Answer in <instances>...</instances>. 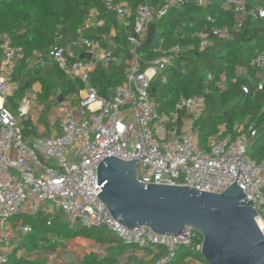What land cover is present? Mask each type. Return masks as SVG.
Listing matches in <instances>:
<instances>
[{"label": "built area", "instance_id": "2783aa9c", "mask_svg": "<svg viewBox=\"0 0 264 264\" xmlns=\"http://www.w3.org/2000/svg\"><path fill=\"white\" fill-rule=\"evenodd\" d=\"M149 1L145 0L134 11L118 0H101L106 13L115 20L109 33L96 38L85 36L86 31L105 25L100 11L94 8L87 14L77 39L63 47L53 45L47 53L35 50L26 61L27 71L56 66L64 75L83 84L79 92L62 102L57 100L53 122H58L59 132L49 137L32 134V127L27 125L37 102L34 87L16 103L17 112L7 107L8 99H14L19 88L15 71L24 59V51L13 44L8 34L0 36V240L4 244L0 264H7L17 249L13 244L15 233L27 237L33 232L23 218L9 228L14 217L43 212L52 219L56 210L64 213L71 227L77 223L86 229L104 227L124 245L165 249V255L150 264H170L180 247L201 252L202 243L195 241L197 232L191 227H187L186 237L165 236L148 226L129 229L113 218L98 196L102 192L98 186V167L111 155L135 161L137 180L143 184L186 186L216 194L237 185L247 201H253L258 215L256 222L264 233V159L250 157L258 135L250 119L236 123L232 132L221 125L202 147L196 123L206 109L205 95L181 97L174 110L166 114L158 111L150 91L162 72L173 67L186 50L194 48L191 44L169 46L166 38L158 37L157 22L170 10L188 2L200 8L219 3L223 10L234 13L235 23L232 28L215 27L211 34L233 41L248 18L264 20V5L259 0L250 9L245 0H164L158 5ZM207 20L214 23L211 17ZM152 24L157 28L148 49L155 57L144 62L139 51ZM116 27L125 31V51L117 44ZM186 28V23L177 28L176 38H182L179 34ZM197 37L200 51L212 45L208 31ZM61 40L62 36L57 34V42ZM117 50L122 53L116 55ZM88 54L90 60L82 58ZM122 63L124 82L108 96H101L91 82L92 74L98 67L109 70ZM186 64L187 61L182 62L184 72ZM212 78V74H207V81ZM162 80L166 82V77ZM238 80L244 81L241 89L245 94L252 88L256 92L264 90V51L249 67L235 69L233 84ZM217 87L226 91V74L221 75ZM39 107L38 112L44 110ZM57 242L62 244L64 240Z\"/></svg>", "mask_w": 264, "mask_h": 264}, {"label": "trees", "instance_id": "16d2710c", "mask_svg": "<svg viewBox=\"0 0 264 264\" xmlns=\"http://www.w3.org/2000/svg\"><path fill=\"white\" fill-rule=\"evenodd\" d=\"M118 1L128 4L134 11L145 2V0ZM245 1L248 9L257 3L256 0ZM163 2L164 0L149 1L151 5ZM258 2L264 5V0ZM94 8L100 11V18L105 20V25L86 31L85 36L88 38L109 33L115 22L112 15L106 13L101 0H0V36L8 34L13 44L24 51V59L15 71V80L19 82V88L14 95L15 104L7 105L8 109L17 112L16 103L21 102L35 84H40L41 91L37 101L44 107L42 117L45 118L52 107L57 105V94L65 99L83 88L82 82L67 77L56 66L27 71L26 61L35 50L47 53L53 45L63 47L77 39L87 14ZM207 17H211L214 23H210ZM184 23L187 24V28L179 34L182 38H176V29ZM234 23V13L223 10L219 3L208 8H200L188 2L180 8L170 10L157 22L158 37L166 38L169 46L179 44L187 47L191 44L194 48L186 50L173 67L162 72L151 84L150 91L155 93L158 111L166 114L174 110L181 97L205 95L206 109L196 123L202 147L206 146L208 138L217 133L221 125H226L232 132L236 123L249 118L258 133L256 142L251 147L250 157L259 161L264 159V90L256 92L252 88L248 94H245L241 89L244 81L238 80L237 84H233L232 80L237 67H249L251 62L264 51V20L248 18L241 31L235 34L233 41L218 39L211 34L215 27L232 28ZM204 30L209 32L212 45L200 51V40L197 35ZM116 31L117 44L125 51L127 48L125 31L119 27H116ZM57 34L62 36L60 42H57ZM121 53L119 50L116 51V55ZM139 55L144 62L155 57L151 49H142ZM186 61L184 72L182 62ZM124 68L123 63L112 66L109 70L98 67L92 74L91 82L101 96H108L115 87L124 82ZM209 73L213 78L207 81L206 76ZM222 74L228 77V87L225 92H221L217 87ZM163 77H166V82H163ZM20 217L33 230L31 235L23 238L22 247L27 253L40 250V243L44 242L48 235L58 240L85 238L106 247V256L99 259L90 254L84 258V264H117L127 251L132 248L138 249L124 245L116 235L104 227L86 229L80 223L71 227L66 219L62 221L58 217L51 219L43 212L23 213ZM50 219L52 224L48 227L47 223ZM195 241L202 243L200 234L196 233ZM50 248L55 249L56 246L52 245ZM157 248L162 251L159 252L156 260L165 255V249ZM18 249L9 256L7 264H45L42 261L18 258ZM191 259L207 264L201 252L187 247H180L170 264H186Z\"/></svg>", "mask_w": 264, "mask_h": 264}, {"label": "water", "instance_id": "95a60500", "mask_svg": "<svg viewBox=\"0 0 264 264\" xmlns=\"http://www.w3.org/2000/svg\"><path fill=\"white\" fill-rule=\"evenodd\" d=\"M156 28L150 26L142 49L152 46ZM82 58L90 60L91 55ZM63 99L60 95L57 100ZM8 104H15L12 97ZM98 186L99 199L129 229L148 226L159 235L186 237L191 227L202 237L201 254L207 264H264V233L256 222L257 212L237 185L216 194L186 186L143 184L137 180L135 161L111 155L98 167ZM56 257L64 264L77 261L73 252Z\"/></svg>", "mask_w": 264, "mask_h": 264}, {"label": "crops", "instance_id": "0c3cea01", "mask_svg": "<svg viewBox=\"0 0 264 264\" xmlns=\"http://www.w3.org/2000/svg\"><path fill=\"white\" fill-rule=\"evenodd\" d=\"M37 94L41 91L40 84H35L33 86ZM43 111L38 112V110L33 111V116L29 117L28 126L32 127V134L36 136L49 137L54 135L55 132H59L58 122H53L56 117L55 106L52 107L50 113L43 118ZM12 227V223L9 228ZM22 236L15 233L13 244L19 248L17 250L18 258H26L31 261H42L45 264H64L59 261L56 255L63 252H73L76 255L77 261L74 264H84V258L90 254L95 255L97 258L101 259L106 256V247H102L96 244L92 240L85 238H76L73 240H64V242L58 243L53 241L55 237L48 235L46 240L40 243L41 249L35 252L27 253L22 247L23 242ZM55 245V249L50 247ZM162 251L159 248L151 247L148 249H136L132 248L127 251L123 257H121L117 264H150L156 261L159 252ZM4 252V244L0 240V254ZM186 264H202L196 260H189Z\"/></svg>", "mask_w": 264, "mask_h": 264}, {"label": "rangeland", "instance_id": "374dc122", "mask_svg": "<svg viewBox=\"0 0 264 264\" xmlns=\"http://www.w3.org/2000/svg\"><path fill=\"white\" fill-rule=\"evenodd\" d=\"M39 106H40V105H39V103H38V101H37V102L35 103V106L33 107V109H34L35 111H36V110H39V108H40ZM9 108H10V106H9ZM56 217L60 218L61 221L66 219V216L64 215V213H63L62 211H58V212H57V210H56ZM18 220H22L20 216H16V217H14L10 222L13 223L14 221L16 222V221H18ZM156 248H157V247H156Z\"/></svg>", "mask_w": 264, "mask_h": 264}, {"label": "bare ground", "instance_id": "6f19581e", "mask_svg": "<svg viewBox=\"0 0 264 264\" xmlns=\"http://www.w3.org/2000/svg\"><path fill=\"white\" fill-rule=\"evenodd\" d=\"M263 224V226H264V223H262Z\"/></svg>", "mask_w": 264, "mask_h": 264}]
</instances>
